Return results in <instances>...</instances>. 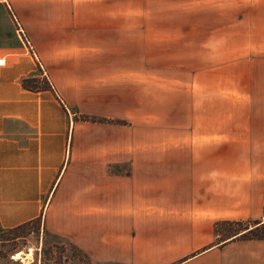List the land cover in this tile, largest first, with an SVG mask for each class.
<instances>
[{"label": "crops", "instance_id": "crops-1", "mask_svg": "<svg viewBox=\"0 0 264 264\" xmlns=\"http://www.w3.org/2000/svg\"><path fill=\"white\" fill-rule=\"evenodd\" d=\"M10 4L0 0V227L39 219L95 260L264 264V237L242 236L250 225L219 241L214 230L264 223V106H231L219 133L207 121L185 151L188 142L171 151L164 138L154 158L131 138L119 149L117 126L76 118L82 107L47 60L36 57L39 67L25 51ZM30 79L41 87L24 86Z\"/></svg>", "mask_w": 264, "mask_h": 264}, {"label": "rangeland", "instance_id": "rangeland-1", "mask_svg": "<svg viewBox=\"0 0 264 264\" xmlns=\"http://www.w3.org/2000/svg\"><path fill=\"white\" fill-rule=\"evenodd\" d=\"M6 1L21 14L10 15L15 37L19 25L32 51L17 40L36 62L47 60L72 106L82 107L76 118L116 125L119 149L131 138L154 158L164 138L171 151L188 142L185 151L190 138L205 137L207 121L219 133L231 106H264V0ZM249 225L218 221L215 241ZM0 264L128 263L95 260L36 219L0 227Z\"/></svg>", "mask_w": 264, "mask_h": 264}, {"label": "trees", "instance_id": "trees-1", "mask_svg": "<svg viewBox=\"0 0 264 264\" xmlns=\"http://www.w3.org/2000/svg\"><path fill=\"white\" fill-rule=\"evenodd\" d=\"M23 85L26 86V87H30V88H32V89H38V88L41 87V86H39V85L36 84V80H35V79L24 80V81H23ZM263 210H264V202H263ZM33 221H35V219H34V220L26 221V222H24V223H21V224H19V225H16V226H14V227L7 228V229L12 230V229H15V228H19V227L25 226V225H27V224H29V223H32ZM256 223H257V222H255V224H256ZM253 230H255V231H261V232H262V231L264 230V223H260L259 225L254 226L253 228L247 230L246 232H247V233H250V232H252ZM245 234H246V233H243L242 236H244ZM55 235H56V234H55ZM57 236H59V235H57ZM263 237H264V232L259 233V234L255 235V236H253V238H263Z\"/></svg>", "mask_w": 264, "mask_h": 264}, {"label": "built area", "instance_id": "built-area-1", "mask_svg": "<svg viewBox=\"0 0 264 264\" xmlns=\"http://www.w3.org/2000/svg\"><path fill=\"white\" fill-rule=\"evenodd\" d=\"M15 31H16V35H17L18 40L21 41L26 47H28V49H29L30 51H32V50H31V46H30V44H29V42H28V39L26 38V36H25V34H24L22 28H21L19 25H17ZM37 64L40 65L38 61H37ZM39 67H40V66H39Z\"/></svg>", "mask_w": 264, "mask_h": 264}, {"label": "bare ground", "instance_id": "bare-ground-1", "mask_svg": "<svg viewBox=\"0 0 264 264\" xmlns=\"http://www.w3.org/2000/svg\"><path fill=\"white\" fill-rule=\"evenodd\" d=\"M19 253H20V252L15 253L12 257H13L14 259L19 258ZM25 254L28 255L29 253L27 252V253H25Z\"/></svg>", "mask_w": 264, "mask_h": 264}]
</instances>
